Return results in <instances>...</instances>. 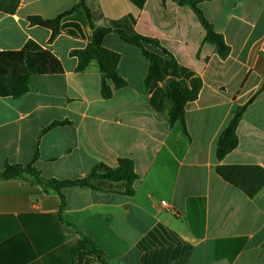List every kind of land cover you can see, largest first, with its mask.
<instances>
[{"label":"crops","instance_id":"1","mask_svg":"<svg viewBox=\"0 0 264 264\" xmlns=\"http://www.w3.org/2000/svg\"><path fill=\"white\" fill-rule=\"evenodd\" d=\"M78 2L18 0L13 14L0 12V52L33 41L62 70L34 74L26 94L0 98V264H264V188L250 199L215 171H264V0H200L204 18L230 49L224 59L204 42L188 6L86 0L104 17L96 27L127 18L136 34L157 40L170 55L162 66L166 79L201 80L197 99L185 105L188 136L160 110L163 84L145 86L149 63L139 48L116 33L103 39V48L120 55L117 73L127 83L105 100L97 65L79 72L71 55L91 42L85 16L64 17L52 41L51 31L27 21L53 20ZM247 103L237 147L217 160L221 132ZM123 159L138 177L131 195L125 184L105 182L99 191L62 189L61 198L27 174L2 177L6 166H30L43 181H74ZM82 236L104 263L73 254Z\"/></svg>","mask_w":264,"mask_h":264},{"label":"trees","instance_id":"2","mask_svg":"<svg viewBox=\"0 0 264 264\" xmlns=\"http://www.w3.org/2000/svg\"><path fill=\"white\" fill-rule=\"evenodd\" d=\"M171 1L180 6H188L191 8L205 31L204 42L214 46L221 59L229 55L230 49L225 44L222 36L214 31L213 27L200 11L198 7L200 0ZM17 6L18 0H0V12L2 13L13 14ZM73 13H81L85 16L92 31V39L84 49L74 51L71 55L77 59V70L79 72L84 71L92 62L97 65L102 75V98L105 100L109 99L114 90L127 86L125 80L117 73L120 55L108 51L102 46L103 39L109 33H116L123 42L140 49L143 57L149 63L145 86L149 87L152 81H158L163 84L164 93L159 101L160 110L165 114L169 124H177L182 134L188 136L185 123V105L197 99L201 90V80L199 78H193L186 82L183 80L166 79L162 72V66L164 57H170V55L160 46L157 40L136 34L127 18L108 20L105 27H96L95 22L99 19H104V17L98 8H92L87 5L86 0H79L74 7L53 20H44L40 17L33 16L28 17L27 21L30 26H38L51 31L50 41H52L59 34L61 20ZM151 49H158L159 53L152 52ZM61 71L58 60L49 51L42 49L33 41H28L20 51L0 52V98H18L26 94L30 90V77L34 74L56 75L61 73ZM247 105L248 103L236 108L233 117L221 132L215 152L217 160L221 161L237 147L236 129ZM215 171L224 181L239 189L250 199L256 198L264 188V171L259 167H217ZM23 174L33 177L36 182H39L59 195L62 189L69 187L89 188L99 191V185L105 182L123 183L127 187L126 193L131 195L133 193L131 187L138 179L134 173L132 162L126 159L120 160L115 169H108L101 165L95 166L85 178L74 181H43L39 178L38 173L30 166L25 168L6 166L2 177L8 179L19 177ZM262 249L264 251V243ZM80 252H83L85 256L89 257L92 263H104L102 259L103 253L88 237L82 236L76 243L73 254ZM183 263L184 260H181L176 264Z\"/></svg>","mask_w":264,"mask_h":264},{"label":"built area","instance_id":"3","mask_svg":"<svg viewBox=\"0 0 264 264\" xmlns=\"http://www.w3.org/2000/svg\"><path fill=\"white\" fill-rule=\"evenodd\" d=\"M166 204H165V202H161V206H165Z\"/></svg>","mask_w":264,"mask_h":264}]
</instances>
